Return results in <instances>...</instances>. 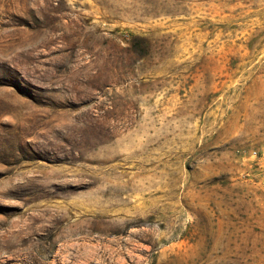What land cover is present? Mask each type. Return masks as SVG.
<instances>
[{"label":"rangeland","instance_id":"374dc122","mask_svg":"<svg viewBox=\"0 0 264 264\" xmlns=\"http://www.w3.org/2000/svg\"><path fill=\"white\" fill-rule=\"evenodd\" d=\"M0 264H264V0H0Z\"/></svg>","mask_w":264,"mask_h":264},{"label":"built area","instance_id":"2783aa9c","mask_svg":"<svg viewBox=\"0 0 264 264\" xmlns=\"http://www.w3.org/2000/svg\"><path fill=\"white\" fill-rule=\"evenodd\" d=\"M250 153H251V154H254V153H255V151H254V150H252Z\"/></svg>","mask_w":264,"mask_h":264}]
</instances>
